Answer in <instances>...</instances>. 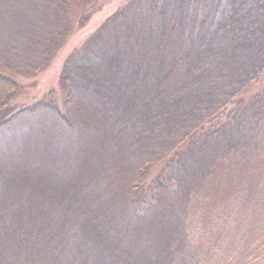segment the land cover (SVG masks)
<instances>
[{
    "label": "trees",
    "instance_id": "trees-1",
    "mask_svg": "<svg viewBox=\"0 0 264 264\" xmlns=\"http://www.w3.org/2000/svg\"><path fill=\"white\" fill-rule=\"evenodd\" d=\"M104 3L0 0V132L89 123L102 157L64 177L0 167V264H264V0H119L62 60L60 104L15 109V79ZM133 155L115 213L99 199Z\"/></svg>",
    "mask_w": 264,
    "mask_h": 264
},
{
    "label": "rangeland",
    "instance_id": "rangeland-1",
    "mask_svg": "<svg viewBox=\"0 0 264 264\" xmlns=\"http://www.w3.org/2000/svg\"><path fill=\"white\" fill-rule=\"evenodd\" d=\"M119 0H105L100 11L95 12L89 19L87 25L78 31L75 36L69 38L67 46L61 49L50 65L42 72L32 77H19L15 80L19 85V92L16 96L15 109L28 106L42 99L52 98L57 104L64 94V89L59 83V71L62 60L66 54L86 38L94 29L110 15ZM260 88L264 87V81ZM94 128L89 123L78 126L75 130H63L51 119L30 117L17 121L2 132H0V167L6 168L13 161L20 160L28 163L37 172H50L55 176H67L75 171L76 165L85 163L88 165H99L102 157L98 156V149L92 148L91 144L96 142L94 138ZM93 142V143H92ZM85 160V162H84ZM136 160V155L124 157V161L117 163L115 169L123 173L107 183L108 194L102 195L100 203L109 201V209L114 208V203L119 205L117 213L122 209L123 183L126 174L131 167V162ZM89 162V163H87ZM126 172V173H124ZM120 198V199H119ZM96 202L98 201L94 198ZM92 200V198H91ZM103 211L104 208H101ZM123 221H128L124 216ZM131 221V220H130ZM130 227L135 230L125 228L123 232L127 241L137 244L136 250L142 247L144 235L143 228L130 222ZM140 231V232H138ZM140 239V243L134 239Z\"/></svg>",
    "mask_w": 264,
    "mask_h": 264
}]
</instances>
